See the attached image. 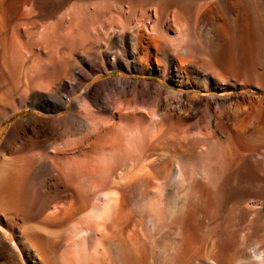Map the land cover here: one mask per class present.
I'll list each match as a JSON object with an SVG mask.
<instances>
[{
  "label": "bare ground",
  "instance_id": "6f19581e",
  "mask_svg": "<svg viewBox=\"0 0 264 264\" xmlns=\"http://www.w3.org/2000/svg\"><path fill=\"white\" fill-rule=\"evenodd\" d=\"M263 29L264 0H0V129L53 115L0 146V264H264V96L120 78L59 116L118 68L226 91L194 53Z\"/></svg>",
  "mask_w": 264,
  "mask_h": 264
},
{
  "label": "rangeland",
  "instance_id": "374dc122",
  "mask_svg": "<svg viewBox=\"0 0 264 264\" xmlns=\"http://www.w3.org/2000/svg\"><path fill=\"white\" fill-rule=\"evenodd\" d=\"M260 12L261 9H258ZM264 29L262 31L255 30L253 35L251 36V39L247 46L243 45V43H246L245 40H243V36H235L232 35V38H241L239 39L241 43L236 42V45L232 48H228L226 51L223 49V47L220 45L212 44L210 41H207L204 45L203 50L195 52V57L198 61H202L203 63L211 64L213 65L217 71H221L223 73V78L226 82H228V85H226L227 90L221 91V88L216 87V78L213 75V72L207 68L205 65H202V68L199 70V75L192 74L191 76H188L186 80H181L177 83H174L172 80L162 79L159 77L151 76V75H141V74H134V73H128L123 69H114V70H108L107 74H98L97 77L93 81H86L80 90L79 93H77L75 96L72 97L70 104L68 105L67 109H63L59 111V116L65 115L71 107V103L82 93L90 91L93 87H95L97 84H100L102 82L116 80L120 78L125 79H131L133 81H139V82H152L154 84H162L164 88L169 90H174L176 92H182L185 94H193L194 91L197 92L196 89H199L200 86L207 87L209 89V92H204L205 96L208 97H236V96H248V97H258V96H264V92L261 91L260 87L264 90ZM256 33V34H255ZM114 35H110V38L108 39V42H110L112 39H114ZM204 40H208L206 37L203 38ZM237 39H233L235 44V41ZM241 45H239V44ZM243 45V46H242ZM249 45V47H248ZM246 46V47H244ZM247 49L245 52L244 48ZM222 48V49H218ZM243 48V50H241ZM105 47H102L99 49V54L105 53ZM234 49V50H233ZM240 49V50H239ZM232 51V54L231 52ZM230 55V57L228 56ZM233 56V58L231 57ZM244 55H248L247 57ZM226 56H228L227 62ZM244 56V57H243ZM77 60V58L75 59ZM189 71L194 72L195 68H190ZM230 85V86H229ZM235 86V87H234ZM224 87V86H223ZM211 91V92H210ZM197 94L202 95V90L200 92H197ZM194 95V94H193ZM196 95V93H195ZM198 96V95H196ZM30 110V111H29ZM27 111L24 110L22 114H15L12 115L11 120L6 122L2 128L0 129V146L2 145V142L5 140L6 136L10 132V130L20 121H23L30 116H41V117H53V115L44 114L40 112L38 109H29ZM26 112V113H25ZM29 112V113H28ZM16 116V117H15ZM0 232L2 230L0 229ZM3 233V232H2ZM4 234V233H3ZM5 235V234H4ZM8 244L10 246H14V240L8 235Z\"/></svg>",
  "mask_w": 264,
  "mask_h": 264
}]
</instances>
